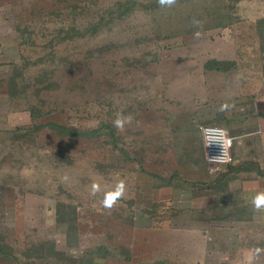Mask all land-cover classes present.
Returning a JSON list of instances; mask_svg holds the SVG:
<instances>
[{
    "label": "rangeland",
    "instance_id": "1",
    "mask_svg": "<svg viewBox=\"0 0 264 264\" xmlns=\"http://www.w3.org/2000/svg\"><path fill=\"white\" fill-rule=\"evenodd\" d=\"M261 80L264 0H0V264H264L260 219L188 241L159 194L198 125L254 137Z\"/></svg>",
    "mask_w": 264,
    "mask_h": 264
},
{
    "label": "crops",
    "instance_id": "2",
    "mask_svg": "<svg viewBox=\"0 0 264 264\" xmlns=\"http://www.w3.org/2000/svg\"><path fill=\"white\" fill-rule=\"evenodd\" d=\"M257 83L259 86L250 96L252 115L258 123V129L253 132L254 137H251V134L247 137L245 134L244 136L232 134L236 128H233L230 122L224 123L225 126L218 125L227 128L229 135L233 137L232 159L229 164L211 168L206 163L200 131L204 124L198 125V139L196 138L192 143L194 153L192 162L187 159L191 152L187 146H179V150L176 146L172 151L175 155L181 153L175 158L178 162L175 163L177 169L175 180L172 174L165 178L159 194L164 196V199L161 196L160 199L167 201L169 205L167 209L175 211L171 213L175 216L174 220L167 223L186 226L177 228L176 232L181 229L180 233L183 234L185 231L188 235H183L188 241L209 239L211 226L244 225L256 219L258 222L260 220L264 222V209L256 210L252 203L254 197L264 191V94L262 93L264 82L261 80ZM214 117L215 121L219 120L218 118L225 121V118L217 113ZM240 119L241 122L248 121V118L243 121L242 116ZM180 156L185 163L182 166L179 163ZM163 157L166 160L164 153ZM195 246L189 245V252L184 255L196 256ZM243 252L247 254V258L255 256L250 250L246 249ZM254 261L247 259L249 264Z\"/></svg>",
    "mask_w": 264,
    "mask_h": 264
},
{
    "label": "built area",
    "instance_id": "3",
    "mask_svg": "<svg viewBox=\"0 0 264 264\" xmlns=\"http://www.w3.org/2000/svg\"><path fill=\"white\" fill-rule=\"evenodd\" d=\"M206 163L211 168L229 164L231 162V151L233 137L227 130L218 125H205L200 128Z\"/></svg>",
    "mask_w": 264,
    "mask_h": 264
},
{
    "label": "clouds",
    "instance_id": "4",
    "mask_svg": "<svg viewBox=\"0 0 264 264\" xmlns=\"http://www.w3.org/2000/svg\"><path fill=\"white\" fill-rule=\"evenodd\" d=\"M161 6L171 7L176 3V0H158ZM199 36V33H196ZM223 110V108L221 109ZM132 123V117L125 116L123 114H117L116 119L113 121V126L118 130H123L126 125ZM100 191V187L98 184L92 185V194L94 195L96 192ZM125 194V182L121 180L115 187L114 190L108 191L104 195V199L102 201L103 207L107 209H111L117 201L123 197ZM254 208L256 210L264 209V191L259 192L252 201ZM259 251V250H258Z\"/></svg>",
    "mask_w": 264,
    "mask_h": 264
},
{
    "label": "trees",
    "instance_id": "5",
    "mask_svg": "<svg viewBox=\"0 0 264 264\" xmlns=\"http://www.w3.org/2000/svg\"><path fill=\"white\" fill-rule=\"evenodd\" d=\"M234 65V62L232 61H229V62H226V61H220V60H210L209 61V64H207V68L210 70H216V71H220V72H226L228 70H230ZM30 116L34 119H38L40 118L39 115H38V108H36L35 106H31L30 107Z\"/></svg>",
    "mask_w": 264,
    "mask_h": 264
}]
</instances>
